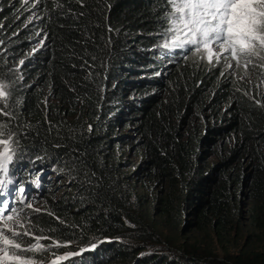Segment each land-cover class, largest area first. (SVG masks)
Segmentation results:
<instances>
[{"label":"trees","instance_id":"trees-1","mask_svg":"<svg viewBox=\"0 0 264 264\" xmlns=\"http://www.w3.org/2000/svg\"><path fill=\"white\" fill-rule=\"evenodd\" d=\"M169 11L167 0H0V82L9 93L0 125L19 145L5 176L23 178V190L47 182L40 209L0 187L9 206L1 208L17 204L44 241L26 259L264 264V250L221 260L186 237L227 240L241 226L244 192L264 237V61L246 73L164 48ZM52 173L62 190L49 184ZM158 224L186 237L183 253L162 251Z\"/></svg>","mask_w":264,"mask_h":264},{"label":"snow or ice","instance_id":"snow-or-ice-1","mask_svg":"<svg viewBox=\"0 0 264 264\" xmlns=\"http://www.w3.org/2000/svg\"><path fill=\"white\" fill-rule=\"evenodd\" d=\"M167 3L169 27L164 48L194 49L205 53L209 63L224 58L229 61L228 68H233L232 61H235V66H242L246 73L249 67L257 66V59L264 61L261 55L264 53V0H167ZM259 67L264 69V63ZM7 87L0 82V101H6ZM0 113L9 115L2 109ZM7 127L0 125V172L5 174L13 160L15 135L7 133ZM3 207L9 206L4 203ZM20 228L23 224L15 210L9 215L0 212V264H33L25 258V253L44 250L39 243L41 237H34L36 243L23 248L17 240L32 234L21 232ZM54 244L59 246L58 242Z\"/></svg>","mask_w":264,"mask_h":264},{"label":"rangeland","instance_id":"rangeland-1","mask_svg":"<svg viewBox=\"0 0 264 264\" xmlns=\"http://www.w3.org/2000/svg\"><path fill=\"white\" fill-rule=\"evenodd\" d=\"M227 55V54H225ZM225 60L224 58H221ZM229 61L227 60V63ZM233 67L234 68H239L240 66H235V61H232ZM261 84H262V89L264 91V78L261 79ZM6 132L11 134L10 130L6 129ZM14 144H17L13 140V148ZM19 146V145H18ZM16 149H14L13 153V160L10 163H16L18 160H16ZM10 173V171H7L6 174ZM4 175L2 177L4 178H9L12 179V185L11 189L7 190L10 195V200L14 203V200L16 197H19V201L23 205H31V208L34 209H40L43 207L42 205V196L40 193L37 192V190H40L39 186L42 185H47L46 181H39L38 183H34L32 180H27L28 182H32L33 186L30 187L28 190L27 187L23 190V192L20 191L21 188V183L24 182L23 178H18L15 179L12 177L5 176V173L0 172V175ZM51 177L48 179L49 184L54 186V190H62V184H63V177L62 175H58L57 173H52L50 175ZM30 179V178H29ZM34 190V191H32ZM242 202H243V210L241 214V226L239 227L238 231H232L231 235L228 236V239L225 241H220L217 239L216 236L211 235H204L202 232L197 231V230H192L186 237L189 240V242H196L197 244H200L201 247H206L209 248L208 251L214 252L213 254H217L221 260H223L224 256L229 255L230 253L234 255L235 253L239 252L240 249L242 248H252L258 251L264 250V237L259 234L260 231L257 230L253 224L251 223L250 220V209L252 206V202L249 196L248 192H244L242 194ZM16 207L17 204L13 207L12 211L10 213H7V211L0 208V212H3L5 215L13 214V210L16 212ZM18 214V213H17ZM20 216V215H19ZM21 223L23 224V228H20L19 230L21 232H30L32 237H40L39 234L36 232L30 230L28 228V225L24 224L23 220L21 219ZM159 230L162 232V237L160 238V248H162V251L167 254L169 251H177L178 253H183L182 251V243L186 237L183 236H178L174 234H170L168 229H166L162 224H158L157 226ZM168 236L170 241L167 239ZM29 237V236H28ZM28 237L24 236V240L28 239ZM40 245L44 246V241L40 239L39 241ZM158 247V248H159ZM229 252V253H228ZM58 255L52 254L49 255L46 258L42 259H30L32 260L33 264H53L56 261H59L57 259ZM167 256V255H166Z\"/></svg>","mask_w":264,"mask_h":264},{"label":"bare ground","instance_id":"bare-ground-1","mask_svg":"<svg viewBox=\"0 0 264 264\" xmlns=\"http://www.w3.org/2000/svg\"><path fill=\"white\" fill-rule=\"evenodd\" d=\"M2 182L3 183H1V186H0L2 188L1 190H8V189H5V188L3 189V187H5V185H6V183L9 184L8 179L4 178Z\"/></svg>","mask_w":264,"mask_h":264},{"label":"clouds","instance_id":"clouds-1","mask_svg":"<svg viewBox=\"0 0 264 264\" xmlns=\"http://www.w3.org/2000/svg\"><path fill=\"white\" fill-rule=\"evenodd\" d=\"M0 208H1V206H0ZM5 213V212H4Z\"/></svg>","mask_w":264,"mask_h":264}]
</instances>
